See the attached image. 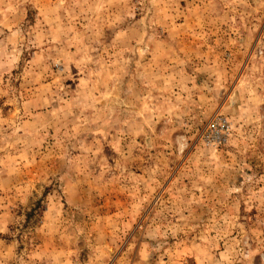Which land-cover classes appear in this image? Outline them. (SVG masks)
Here are the masks:
<instances>
[{"label": "rangeland", "instance_id": "rangeland-1", "mask_svg": "<svg viewBox=\"0 0 264 264\" xmlns=\"http://www.w3.org/2000/svg\"><path fill=\"white\" fill-rule=\"evenodd\" d=\"M0 264H264V0H0Z\"/></svg>", "mask_w": 264, "mask_h": 264}, {"label": "built area", "instance_id": "built-area-1", "mask_svg": "<svg viewBox=\"0 0 264 264\" xmlns=\"http://www.w3.org/2000/svg\"><path fill=\"white\" fill-rule=\"evenodd\" d=\"M223 123H224V122H223V119H217V120L213 121V122L210 124V126H211L212 129H215V128H217V126H218L219 124H223Z\"/></svg>", "mask_w": 264, "mask_h": 264}]
</instances>
